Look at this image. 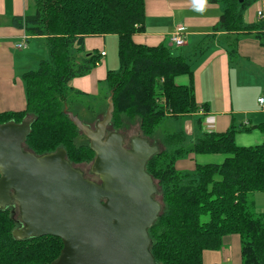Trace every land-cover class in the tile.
I'll use <instances>...</instances> for the list:
<instances>
[{
  "label": "trees",
  "instance_id": "obj_1",
  "mask_svg": "<svg viewBox=\"0 0 264 264\" xmlns=\"http://www.w3.org/2000/svg\"><path fill=\"white\" fill-rule=\"evenodd\" d=\"M256 1L210 0L224 7L213 31L253 33L263 47V24L242 23L245 10ZM144 22L145 0H34L31 12L13 18L12 24L29 37L44 36L48 57L22 76L25 109L0 113V125L30 118L23 149L41 156L61 148L72 166L91 164L95 154L89 140L68 113L81 114L84 125H96L101 110L105 113L107 108V97L97 112L91 107L81 110L74 107L82 104L75 97L84 94L74 92L69 82L89 75L98 63L97 53L80 56L85 39L106 35L117 37L120 64L105 78L114 132L136 122L139 137L149 141L165 118L196 113L188 61L164 45L133 41L143 33ZM234 47L235 43L230 55ZM179 77H187L189 84L178 85ZM202 108L207 112L206 105ZM198 126L201 129L200 119ZM252 129L264 134V124ZM235 132L233 126L223 133L201 132L184 149L158 150L145 164L161 200L158 219L148 229L155 264H203L204 254L220 251L223 239L231 236L239 238L241 264H264V215L255 214L251 200L252 193L264 192V142L239 147ZM189 154L224 158L219 164H195L192 172L178 171L176 162ZM15 229L9 208L0 209V264H52L59 258L63 244L58 237L17 240L12 235Z\"/></svg>",
  "mask_w": 264,
  "mask_h": 264
},
{
  "label": "water",
  "instance_id": "obj_2",
  "mask_svg": "<svg viewBox=\"0 0 264 264\" xmlns=\"http://www.w3.org/2000/svg\"><path fill=\"white\" fill-rule=\"evenodd\" d=\"M112 111L109 99L95 129L68 113L89 140L95 154L91 173L101 184L85 179L61 148L41 156L23 149L28 122L0 125V209L11 201L18 206L22 227L12 232L13 238L54 236L62 241L52 264H155L148 229L161 206L153 199L156 185L145 164L158 148L133 137L125 149L119 133L106 136Z\"/></svg>",
  "mask_w": 264,
  "mask_h": 264
},
{
  "label": "crops",
  "instance_id": "obj_3",
  "mask_svg": "<svg viewBox=\"0 0 264 264\" xmlns=\"http://www.w3.org/2000/svg\"><path fill=\"white\" fill-rule=\"evenodd\" d=\"M33 5L34 0H0V113L19 112L25 109L26 97L22 76L36 69L38 63L48 57L44 36L29 37L12 24L13 18L24 17L31 12ZM223 8L219 4L211 3L210 0H145V13L147 10L150 12L145 16L143 33L133 36V41L149 47L164 45L173 54L174 48L177 47L168 41L176 27L182 26L185 44L179 47L182 49L175 56L185 58L191 67L192 88L199 107L196 113L183 116L197 119L193 128H190V123L186 124L187 137L193 139L195 130L198 134L207 132L204 120L212 118L213 132L223 133L233 126L236 131L234 134L236 145L253 147L264 142V134L252 129L264 124V109L257 104V100L264 97V46L262 47L253 37V33L248 35L247 32L213 31ZM261 8L259 0L256 1L255 6H251L243 14V26L259 22L256 13ZM109 36L86 38L84 41V48L89 51L99 56L102 52L105 53L104 57H99L97 70L94 69L82 78L73 79L74 87L84 95L96 92V84L100 80L105 81L110 57L109 51L106 52L104 49L108 48ZM25 37L26 47L17 48L16 45L22 43ZM234 43V52L230 55ZM175 82L178 85H188L190 81L187 77H179ZM202 105L208 107L207 112L202 110ZM29 119L24 122L29 123ZM199 119L201 129L198 126ZM182 140L181 136H174L172 139L176 143ZM157 142L162 144L160 140ZM149 144L157 146L159 150V144L150 142ZM164 149L169 151L165 147ZM186 157V160L179 159L175 168L178 171L192 172L198 163L193 161V154ZM223 158L222 156L219 163ZM202 163L204 165L210 162L206 159ZM251 200L255 214L264 215V192L252 193ZM239 243L237 236L223 239L220 251L204 254L203 264L205 261L209 264L219 262V259L224 257L222 249L230 245L233 247L231 259L233 264H241Z\"/></svg>",
  "mask_w": 264,
  "mask_h": 264
},
{
  "label": "rangeland",
  "instance_id": "obj_4",
  "mask_svg": "<svg viewBox=\"0 0 264 264\" xmlns=\"http://www.w3.org/2000/svg\"><path fill=\"white\" fill-rule=\"evenodd\" d=\"M255 3L251 4L246 9V12L248 11V9L251 6H255ZM149 12H150V10H147L145 13V16L149 15ZM242 23L244 24V22H242ZM107 46H108V48L104 49V50L106 52L109 51V57H110L109 60L110 61H109L108 70L117 72L120 68L119 59H118V50H117L118 49L117 37L113 36V35H110L109 37H107ZM176 49H178V50L176 51ZM181 49L182 48H174L175 51L173 52V54L178 55ZM73 51L76 52L75 49ZM79 53L81 54L80 56H83V55L87 56L88 54H92L93 52L89 51L87 48H84L83 51H81ZM94 69L97 70L96 67ZM69 86L72 88V90L74 92H78L77 89L74 87L73 80L70 82ZM95 88H96V92H90L88 94L85 93L84 96H79L78 98L75 97V100H77L80 103L82 102V104L80 106H78L77 103H75L74 107L79 108L81 110L82 109L85 110L87 108L89 109V107H91V109L96 108V112H97V106L102 103V101L105 97H107L106 102L108 101V98H109L108 90H109V88H108V85L106 84V82L104 80H100V82H98L96 84ZM96 112H94V113H96ZM103 113H104V110H103L102 114L100 113L101 116H99L97 118L98 121L102 120V118L104 117ZM168 116H169V113L165 112V117H168ZM76 117L79 120L80 119L83 120V116L81 114L77 115V113H76ZM196 121H197V119L195 117H192V118L179 117L177 119L165 118L160 123L158 128L155 130L151 139H148V140L152 144H155V143L159 144V150H165L164 147L169 151H171V150L175 151L176 149H180V148L184 149L192 141H195L196 139H198V136H200V134H198V132L195 130L193 139H189L187 137L188 134L186 133V129H187L186 124L190 123V128H193ZM90 125H91L90 126L91 129H95L96 125H94L93 123ZM113 132H114V130L111 127H108V131L106 132V136L109 135L110 133H113ZM116 133H119L122 136V138H124V140H126V142L129 143L130 138L132 139L133 137H139L138 125L136 122L130 123V125L128 124L125 128H123V130H121L120 132H116ZM174 136H181L183 138V140L180 142L177 141L178 143H176L175 141H172ZM157 139L161 141V143L163 144L164 147L162 146V144L157 142L158 141ZM221 157L222 156H219V155L218 156L193 155L192 159L194 162H196L198 164L199 163L203 164L202 162L206 159H208V162H210L208 164H218L221 161ZM186 158L187 157L185 155L181 158V160H183V159L186 160ZM91 166H92V163L91 164L85 163V164H81V165H78L75 167L78 168V170L82 173V175L85 179L92 180V182L97 183V184H101V180H100L99 176L91 173ZM156 191H157V188H156ZM157 192L153 195V199L157 203H159V205H160L161 204L160 195ZM7 208H9L11 215L16 222V229L21 228L22 224L19 221V211H18L17 204L9 205V206H7ZM204 220H206V218H204ZM237 248L239 250V246ZM222 251H223L224 257L220 258L219 262L211 263V264H233V261L231 260V259H233V247L230 245L229 247L222 249ZM236 255H237V249H236ZM220 256H222V254H220ZM205 264H209V263H207V261H205Z\"/></svg>",
  "mask_w": 264,
  "mask_h": 264
},
{
  "label": "built area",
  "instance_id": "obj_5",
  "mask_svg": "<svg viewBox=\"0 0 264 264\" xmlns=\"http://www.w3.org/2000/svg\"><path fill=\"white\" fill-rule=\"evenodd\" d=\"M259 3L262 5V8L259 9L256 13V17H257V20L259 22H261V24H263V32H264V6H263V0H259ZM184 28L182 26H177L176 27V30L174 33H172V35L170 36L169 38V41L171 45L179 48V47H182L185 42H184ZM26 40H27V37L23 38V42L16 45L17 48L19 49H22V48H25L26 47ZM101 57H104L105 56V53L102 52L100 54ZM257 104L258 106L261 108V109H264V97H260L258 100H257ZM212 118H206V120H204V124H205V128H206V131L207 133H211L213 132V129H212Z\"/></svg>",
  "mask_w": 264,
  "mask_h": 264
},
{
  "label": "flooded vegetation",
  "instance_id": "obj_6",
  "mask_svg": "<svg viewBox=\"0 0 264 264\" xmlns=\"http://www.w3.org/2000/svg\"><path fill=\"white\" fill-rule=\"evenodd\" d=\"M123 140H124V138H123ZM130 140H131V138H130ZM130 140H129V143H127L126 140H124V144H123V146H124L125 149H130V144H131V143H130ZM125 142H126V143H125ZM91 176H92V175H91ZM12 204H15V202H12V201H11L10 205H12Z\"/></svg>",
  "mask_w": 264,
  "mask_h": 264
}]
</instances>
